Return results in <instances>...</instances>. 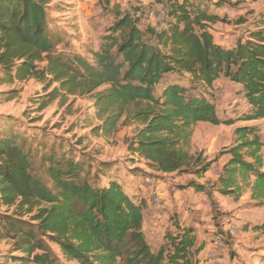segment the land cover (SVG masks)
<instances>
[{
  "label": "trees",
  "instance_id": "obj_1",
  "mask_svg": "<svg viewBox=\"0 0 264 264\" xmlns=\"http://www.w3.org/2000/svg\"><path fill=\"white\" fill-rule=\"evenodd\" d=\"M55 0H0V71L5 83L36 79L67 95L86 96L101 88L96 109L105 133L115 132L131 113L139 123L129 151L161 174L205 178L215 161L192 154L199 123L232 126L264 119V15L233 48L217 44L209 26L220 21L210 11L215 0H168V27H141L138 9H112L116 22L92 59L59 53L60 41L49 25ZM110 4L111 0H106ZM233 0H219L222 8ZM244 2L246 0H240ZM207 4V5H206ZM170 75L191 77L190 87L171 83ZM221 77L242 87L248 114L222 120L201 89ZM235 146L223 155L216 183L190 187L212 197L238 201L246 189L264 204V143L255 127L235 132ZM74 151L54 153L35 167L30 153L14 137H0V239L8 240L21 264H195L202 252L192 228L175 223L165 244L153 251L143 231V204L116 179L96 185L91 165ZM106 177L108 170L102 171ZM261 203V204H262ZM5 209V211H4ZM51 245L59 248L62 258Z\"/></svg>",
  "mask_w": 264,
  "mask_h": 264
},
{
  "label": "rangeland",
  "instance_id": "obj_2",
  "mask_svg": "<svg viewBox=\"0 0 264 264\" xmlns=\"http://www.w3.org/2000/svg\"><path fill=\"white\" fill-rule=\"evenodd\" d=\"M167 1L111 0L108 4L106 0H55L50 4L49 25L60 41L59 53L92 59L89 52L100 50L116 22L111 12L114 7L120 6L122 11L138 9L143 29L161 30L168 27ZM218 1L208 2L210 11L220 19L209 29L217 44L233 48L260 25L264 0H233L222 8L216 6ZM3 78L0 71V137L12 136L23 144L35 167H40L49 155L74 151L78 158L89 161L93 181L99 178L96 185L118 180L126 193L143 204V231L155 252L179 223L194 229L197 248L203 249L194 258L195 264H264V204L252 198L251 190L246 189L235 201L218 193L209 197L190 187L192 182L216 183L231 159L222 153L235 146L238 128H258L264 143V119L237 121L232 126L197 124L190 152L215 161L211 170L203 179L188 174H161L129 151L130 141L140 127L131 113L122 118L115 132L98 130L103 120L97 114V96L105 87L86 96L60 91L59 97L51 101L49 95L59 84L47 88L48 83L36 79L10 84ZM190 80L188 75H170L157 88V95L171 83L190 87ZM201 92L215 104L222 120H236L250 112L242 87L227 78L221 77L212 88ZM103 169L109 171L106 177H102ZM51 246L62 258L59 248ZM12 252L11 242L0 239V264H21L13 259L19 254Z\"/></svg>",
  "mask_w": 264,
  "mask_h": 264
},
{
  "label": "built area",
  "instance_id": "obj_3",
  "mask_svg": "<svg viewBox=\"0 0 264 264\" xmlns=\"http://www.w3.org/2000/svg\"><path fill=\"white\" fill-rule=\"evenodd\" d=\"M218 246H222L223 245V243H219V244H217Z\"/></svg>",
  "mask_w": 264,
  "mask_h": 264
}]
</instances>
